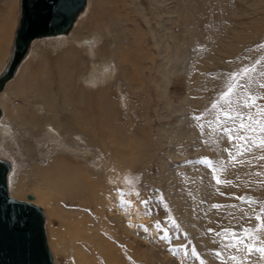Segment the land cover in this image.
Here are the masks:
<instances>
[{
	"label": "rangeland",
	"instance_id": "obj_1",
	"mask_svg": "<svg viewBox=\"0 0 264 264\" xmlns=\"http://www.w3.org/2000/svg\"><path fill=\"white\" fill-rule=\"evenodd\" d=\"M88 2L69 41H34L0 95L4 114L10 113L5 122L11 134L0 133V158L12 163L10 194L19 200L32 194L43 207L56 264H166L119 228L106 206L109 195L138 199L154 233L146 220L138 222L145 225L141 231L164 244L176 264H199L193 247L206 264H212L209 257L221 264L213 251L223 253L225 264H233L232 255L244 264H264L255 252L246 256L243 246L239 252L226 247L231 232L223 231L243 235L241 228L256 226L255 219L243 217L264 208V160L258 159L264 152L253 149L238 157L250 163L229 161L224 149L235 155L240 141L229 143L220 124L238 134L239 121L217 123L219 108L206 111L231 85L233 116L243 112L245 124L249 115L264 119V0ZM20 3L0 0V73L13 53ZM245 68V77L230 78ZM249 93L255 105L241 108ZM201 113L213 119L204 135L192 119ZM58 157L74 163L93 185L88 205L43 187L37 172L53 167ZM205 158L211 166L199 162ZM214 175L232 183L216 184ZM22 181L25 192L19 194ZM241 196L258 203L248 206L237 199ZM99 235L110 246L101 245Z\"/></svg>",
	"mask_w": 264,
	"mask_h": 264
},
{
	"label": "water",
	"instance_id": "obj_2",
	"mask_svg": "<svg viewBox=\"0 0 264 264\" xmlns=\"http://www.w3.org/2000/svg\"><path fill=\"white\" fill-rule=\"evenodd\" d=\"M86 0H22L12 56L0 75V93L17 73L33 41L71 31ZM2 108L0 105V118ZM11 163L0 159V264H55L48 243L43 207L13 198L8 189Z\"/></svg>",
	"mask_w": 264,
	"mask_h": 264
},
{
	"label": "snow or ice",
	"instance_id": "obj_3",
	"mask_svg": "<svg viewBox=\"0 0 264 264\" xmlns=\"http://www.w3.org/2000/svg\"><path fill=\"white\" fill-rule=\"evenodd\" d=\"M257 63H259V61H257ZM248 71L249 69L245 68L241 73L231 74L230 78L234 80L237 75L245 77ZM237 87H240V85L237 84ZM260 87L264 88V84H261ZM235 92L236 89L234 87H232L231 85H226V90L221 92L218 101L213 102L211 104V109L206 111L216 112V110L219 108V112H217L213 118L217 123H219L220 121L231 120L233 121V124H236V121H239V124L236 125V133L238 134H234L233 128L229 127L227 124H220V132L222 135L226 136L229 143L240 141V143L236 144L237 152L235 153V155L232 153L230 148H225L224 151L228 153V159L233 163H250L251 161H239L238 157L244 155L245 153H251L253 149H259L260 151L264 152V119L254 121V118L249 115L247 116L248 123L245 124V117L243 112H237L236 115L233 116L229 106L232 103L231 97L235 94ZM255 99L256 98L251 93H249L240 103V107H253L255 105ZM260 99H264V97H260ZM260 115L264 116V110L260 111ZM192 119L196 122V127L201 130V135H204L205 125L210 126L213 123V119H208L203 113L193 115ZM253 124H255V126H253ZM209 130L211 131L210 128ZM245 132L250 134L245 135ZM257 136H259V139H254V137ZM202 143L207 144L208 141H202ZM258 159L264 160V156H260ZM199 162L211 166L207 158ZM221 170H226V165H221ZM257 175H260V173H257ZM213 179L215 180L216 184L232 183V181H222L218 176L215 175L213 176ZM237 199L248 206H251L254 203H258L257 201H254L253 199L245 196L238 197ZM212 207L219 209L220 207H222V205L214 204L212 205ZM243 218H246L248 220L255 219L257 222L256 226L254 228H241L240 231L243 233V235L233 230L224 229L223 231L225 233L231 232L230 240L226 244V247H231L235 251L239 252L241 251V246H243L246 252V256H251V254L255 252L261 258H264V237L261 236V233H264V208H261L259 213L255 214L254 216H248L247 213H245ZM208 231L213 232L214 230L208 229ZM217 235H219V233H217ZM226 239L228 238L226 237ZM182 247L186 248V246ZM172 251L173 255H175V250ZM187 254V251H185V255ZM191 254L196 257V259L199 261V264H206V261L200 257V254L196 251L195 247L192 248ZM211 255H213L217 259H220L221 264H225L223 253L221 251H213ZM228 260L232 261L233 264H244V260L238 259V257L235 255L229 256Z\"/></svg>",
	"mask_w": 264,
	"mask_h": 264
},
{
	"label": "bare ground",
	"instance_id": "obj_4",
	"mask_svg": "<svg viewBox=\"0 0 264 264\" xmlns=\"http://www.w3.org/2000/svg\"><path fill=\"white\" fill-rule=\"evenodd\" d=\"M8 2V1H7ZM90 2H88V0H86V5L84 10L79 14L78 19L81 17L82 13H84L85 11L88 10ZM94 13V10L91 11V14ZM21 14H22V0L20 3V19H21ZM20 19L18 21V23H20ZM78 19L76 20V22L74 23L73 28L71 29V31L74 29L75 24L77 23ZM17 23V25L19 26V24ZM18 28V27H17ZM17 31V30H16ZM71 31L67 34H59L56 36H51V37H55L57 39H59V42H68L69 40L67 39V36L71 33ZM16 37V35H15ZM43 38H50V37H43ZM40 38V39H43ZM78 38L77 40L80 39V36L77 35ZM92 38V37H91ZM38 40V39H37ZM36 41V40H35ZM34 42V41H33ZM85 43L89 42V40L83 41ZM62 43H59L60 45ZM15 44V41H14ZM33 44V43H32ZM71 45V44H70ZM73 45H71L72 47ZM14 47V46H13ZM32 48V46H31ZM31 48L29 50V52L27 53V55L24 57V59L22 60V62L20 63L17 73L15 74V76L9 80L6 84V86L8 85V83H10L18 74L20 66L22 65V63H24L25 60H27V58L29 57ZM8 65V64H7ZM94 66V65H93ZM7 67V66H6ZM5 67V68H6ZM96 69H98V67H95ZM4 70L1 71L0 75L2 74ZM126 71V70H125ZM94 74V73H93ZM96 74V73H95ZM97 75V74H96ZM95 76V75H94ZM96 77V76H95ZM99 79V78H98ZM92 81V80H90ZM94 81V80H93ZM92 84V83H91ZM94 84V83H93ZM4 91V90H3ZM2 91V92H3ZM2 92L0 93V95L2 94ZM2 97H0V101ZM4 98V97H3ZM4 100V99H3ZM2 100V101H3ZM1 105V103H0ZM93 106V105H92ZM2 108V105H1ZM6 108H8V106H6ZM95 111L96 108H94ZM93 109V112H94ZM98 109V108H97ZM102 109V108H101ZM90 110H91V106H87L85 109L86 114H88L90 116ZM105 110V109H104ZM18 114V112H15V114ZM105 113V111H104ZM16 114V115H17ZM102 115V114H101ZM16 117V116H15ZM18 117V116H17ZM5 119L8 121L10 119V113L7 112V114L3 112L2 109V116L0 118V133L6 138V136L8 134H11L10 131V127L8 125V123L5 122ZM14 119V117H13ZM103 123V122H102ZM51 124V123H50ZM49 124V126H50ZM96 125V124H95ZM34 129V128H33ZM32 130V129H31ZM36 130V129H35ZM32 133H34V131H32ZM89 135V134H87ZM5 140V139H4ZM9 144V143H8ZM214 145V143H213ZM220 155V154H218ZM1 159V158H0ZM1 160H6V159H1ZM9 161V160H6ZM10 162V161H9ZM11 163V162H10ZM219 163V162H218ZM222 163V162H221ZM74 163H72L71 161L67 160L64 157H58L56 158V160L54 161V165L53 167L49 168L48 170L46 168H40L41 172H37L39 175H42V179L40 180L42 182L43 187L46 188V190H50L51 188H57L56 190L63 192L67 198L70 197L72 200H76L78 202V204H81L83 206H86L90 203L91 200H89L88 196L89 195V189L91 188L90 185L91 183H88L85 179V181L83 180V178L80 176L79 172H78V168H76L75 165H73ZM56 168V169H55ZM37 170V169H35ZM40 171V170H39ZM12 172V163H11V169L8 173V189H9V193H10V184H9V177H10V173ZM21 183V182H19ZM19 185V184H18ZM24 182L22 181V183L20 184V186H18L17 192L19 194H22L25 192V188H24ZM90 186V187H89ZM54 191V190H53ZM111 194V193H110ZM11 195V194H10ZM126 196V195H125ZM124 195H109L106 203H107V207L110 210V213H113V218L114 220L117 222L119 228L128 235L133 236L136 240H141L143 243H145V245H148V248H150V250L152 252H157L155 255L157 256L158 260H161L163 262H165L166 264H176L175 260L170 256V254H168V251L166 249V246L164 244H160L158 242H156V240H154L153 238H150L148 235H146L143 231L145 225L142 223L141 225H138L139 221H144L146 220V228L149 229V233L152 234L154 233V231H152L150 228H152L153 226V222L152 221H148L149 216L144 214L142 211L139 210L138 207V199L134 198L132 195L131 196H126ZM14 198V197H13ZM34 202V201H33ZM35 203V202H34ZM94 204V203H93ZM82 211V210H81ZM46 215V214H45ZM143 216V217H141ZM46 222H47V217H46ZM85 225V223H84ZM146 230V229H145ZM97 231V230H96ZM95 231V232H96ZM47 232V230H46ZM147 232V230L145 231ZM100 233V232H99ZM86 234V233H85ZM81 235V234H80ZM84 235V234H82ZM87 236L88 239L95 240V235L92 236ZM127 236V235H126ZM129 236V237H131ZM154 236V235H153ZM48 237V236H47ZM83 237V236H82ZM97 237V235H96ZM104 237V236H103ZM102 237V235H99V242H101V245H109L106 240H103L104 238ZM87 239V240H88ZM106 239V238H105ZM134 240V239H133ZM163 241V240H162ZM160 242V241H159ZM49 243V241H48ZM106 243V244H104ZM91 245V244H90ZM97 245V244H96ZM50 246V245H49ZM110 246V245H109ZM101 249V248H100ZM114 249H112V247L109 249V251H112ZM53 253V252H52ZM54 255V254H53ZM108 256V255H107ZM211 259L212 264H214V260L212 257H209ZM55 259V258H54ZM98 259V258H97ZM210 262V261H209ZM55 264H56V260H55Z\"/></svg>",
	"mask_w": 264,
	"mask_h": 264
}]
</instances>
